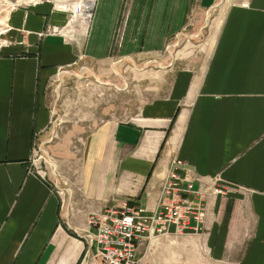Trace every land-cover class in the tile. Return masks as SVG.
I'll return each instance as SVG.
<instances>
[{"label":"crops","instance_id":"0c3cea01","mask_svg":"<svg viewBox=\"0 0 264 264\" xmlns=\"http://www.w3.org/2000/svg\"><path fill=\"white\" fill-rule=\"evenodd\" d=\"M23 1L0 35V264H81L88 216L123 202L156 210L172 160L182 176L228 190L209 200L197 234L211 258H226L251 225L239 264H264V0H95L76 28L52 0ZM182 36L209 44L203 64L184 46L162 94L83 135L67 188L36 170L38 152L59 160L42 149H55L56 80L79 62L116 74Z\"/></svg>","mask_w":264,"mask_h":264},{"label":"rangeland","instance_id":"374dc122","mask_svg":"<svg viewBox=\"0 0 264 264\" xmlns=\"http://www.w3.org/2000/svg\"><path fill=\"white\" fill-rule=\"evenodd\" d=\"M58 10L67 14L68 25L80 23L73 14L78 13L81 0H52ZM89 0L84 5H91ZM23 0H0V35L8 30L10 14L24 6ZM94 10V8H93ZM93 13V11H92ZM72 15V16H71ZM70 18L73 20L70 21ZM205 28L211 23L208 22ZM189 27L188 30H191ZM185 31V30H184ZM204 31V30H203ZM194 33V32H193ZM181 37L175 47L170 46L167 52L158 56L134 59L126 65L116 68L115 72L101 74L87 62H79L70 69L64 83L56 80L50 88V104L54 107L53 144L55 149L43 147V151L52 156L56 166L51 164L47 155L38 152L33 158L36 170L45 173L54 183L67 188L76 177L77 161L79 159L80 138L104 120H126L136 113L141 105L166 89L165 84L170 72L165 67L172 56H177L178 50L185 46V53L193 60L204 63L206 57L205 43L202 37L191 39ZM7 42L0 38V45ZM80 126L78 136L75 128ZM75 172H71L70 169ZM251 225L246 230V236L241 243L231 246L228 256L223 260L212 259L207 247L198 235L185 234L177 237H159L151 243L141 245L138 249L142 254L141 264H239L242 252L249 242Z\"/></svg>","mask_w":264,"mask_h":264},{"label":"built area","instance_id":"2783aa9c","mask_svg":"<svg viewBox=\"0 0 264 264\" xmlns=\"http://www.w3.org/2000/svg\"><path fill=\"white\" fill-rule=\"evenodd\" d=\"M84 2L89 0H81L77 14L73 10L81 24L91 20L95 3L92 1L90 6L84 5ZM71 20L73 19L70 18ZM48 32L62 34L63 28L53 26ZM172 177L173 182L162 179L159 206L150 213L130 202H123L90 216L88 222L92 231L86 232L87 249L81 264L91 256L101 261V264H140L139 260H136L137 250L145 241L199 231L207 212L205 200L225 195L227 188L214 181L208 189H196L193 187L191 175L186 173L183 176L187 179L185 186L178 182V174L173 173Z\"/></svg>","mask_w":264,"mask_h":264},{"label":"bare ground","instance_id":"6f19581e","mask_svg":"<svg viewBox=\"0 0 264 264\" xmlns=\"http://www.w3.org/2000/svg\"><path fill=\"white\" fill-rule=\"evenodd\" d=\"M177 162H179V163H177ZM171 165H172V167L174 166V169H172V168H169V169H167V172L164 174V176L162 177V179L164 180V181H167V182H173L174 181V179H173V177H172V174L173 173H176V174H178L179 176H180V180L178 181L179 183H180V185L181 186H185L186 185V183H187V179H184V177L180 174V173H178V172H176V169L177 168H180V166L182 165V163L180 162V161H178V160H172V163H171ZM162 181V180H161ZM161 184V183H160ZM214 184V182H212L211 184H203V183H201L200 181H197V180H193V187L194 188H203V189H208L209 187H212V185ZM226 189V188H225ZM228 194V190H227V193L225 194V195H223V196H221V195H217V196H213V197H224V196H226ZM213 197H211V198H213ZM211 198H207L206 200H205V205H206V209H208V205H209V200L211 199ZM116 207V206H115ZM107 208H111V207H107ZM107 208H105L104 210H102V211H99V212H103V211H105ZM98 212V213H99ZM94 213H96V212H94ZM94 213H91L89 216H88V221H89V218H90V216H92ZM206 214H207V212H206ZM206 217V216H205ZM88 224V231L89 232H91L92 231V229H91V226L89 225V222L87 223ZM199 233V231H196L195 233H192V234H189V235H197ZM158 239V238H157ZM156 239H154V240H151L150 242L149 241H145L144 243H142L141 245L143 246V245H145V244H147V243H151V242H153V241H155ZM140 245V246H141ZM139 246V247H140ZM139 247H138V249H139ZM86 249H87V246H86ZM86 249H85V251H86ZM84 256H85V253H84V255H83V258H84ZM87 259H89V258H87ZM91 259H93V260H96V259H94V258H92V256H91ZM86 260V259H85ZM136 260L138 261L139 260V262H140V264H141V261H140V259L138 258V250H137V255H136ZM97 262H99V264H101V261H98V260H96Z\"/></svg>","mask_w":264,"mask_h":264}]
</instances>
